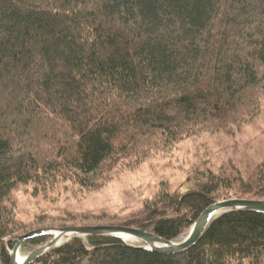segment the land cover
Segmentation results:
<instances>
[{
    "label": "trees",
    "instance_id": "1",
    "mask_svg": "<svg viewBox=\"0 0 264 264\" xmlns=\"http://www.w3.org/2000/svg\"><path fill=\"white\" fill-rule=\"evenodd\" d=\"M263 101L264 0H0V264L24 228L19 187L98 189L153 151L250 122ZM226 199L264 200V161L249 178L163 188L128 224L178 240ZM31 264H264V213H224L180 253L73 235Z\"/></svg>",
    "mask_w": 264,
    "mask_h": 264
},
{
    "label": "rangeland",
    "instance_id": "2",
    "mask_svg": "<svg viewBox=\"0 0 264 264\" xmlns=\"http://www.w3.org/2000/svg\"><path fill=\"white\" fill-rule=\"evenodd\" d=\"M263 161L264 101L260 113L250 122L225 131L203 132L183 139L167 150L153 151L137 165L117 167L98 189L87 190L71 181L59 182L38 192L30 185L19 187L13 194V201L24 228L3 242L10 251L8 242L12 239L45 227H133L129 221L141 218L145 205L161 189L185 194L206 182L210 174L225 169L249 178ZM190 229L177 241H182ZM70 237L62 242H67ZM126 242L142 244L137 240ZM37 247L26 241L20 248L22 258Z\"/></svg>",
    "mask_w": 264,
    "mask_h": 264
},
{
    "label": "water",
    "instance_id": "3",
    "mask_svg": "<svg viewBox=\"0 0 264 264\" xmlns=\"http://www.w3.org/2000/svg\"><path fill=\"white\" fill-rule=\"evenodd\" d=\"M243 210L264 213V200L257 199H226L218 201L205 209L192 225L188 235L182 240H167L153 232L134 227L116 225H96V226H63L45 227L30 231L24 235L12 239L15 244L9 251L10 264H31L33 261L44 255L53 247L61 245L62 240L72 235L87 236H111L119 238L123 243L128 244L123 239L124 236L135 238L142 242L141 245H130L147 250H152L164 254H175L184 252L192 247L203 235L209 224L218 216L229 211ZM39 236H52L51 240L19 259L18 253L21 246L31 239ZM9 243V242H8Z\"/></svg>",
    "mask_w": 264,
    "mask_h": 264
},
{
    "label": "bare ground",
    "instance_id": "4",
    "mask_svg": "<svg viewBox=\"0 0 264 264\" xmlns=\"http://www.w3.org/2000/svg\"><path fill=\"white\" fill-rule=\"evenodd\" d=\"M123 239L125 240V242H126V240L130 241V242L133 240H136L135 238H130V237H126V236H124ZM18 257H19V259H22L20 252L18 253Z\"/></svg>",
    "mask_w": 264,
    "mask_h": 264
}]
</instances>
